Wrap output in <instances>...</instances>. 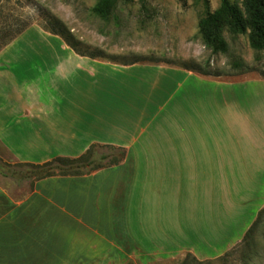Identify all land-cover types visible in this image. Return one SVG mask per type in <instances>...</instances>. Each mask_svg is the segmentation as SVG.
<instances>
[{"label": "crops", "instance_id": "obj_1", "mask_svg": "<svg viewBox=\"0 0 264 264\" xmlns=\"http://www.w3.org/2000/svg\"><path fill=\"white\" fill-rule=\"evenodd\" d=\"M12 43L0 52L3 160L78 157L93 143L127 156L19 198L0 183V264L206 260L243 239L264 207V79L135 63L118 86L26 92L10 66L27 59L4 56Z\"/></svg>", "mask_w": 264, "mask_h": 264}, {"label": "rangeland", "instance_id": "obj_2", "mask_svg": "<svg viewBox=\"0 0 264 264\" xmlns=\"http://www.w3.org/2000/svg\"><path fill=\"white\" fill-rule=\"evenodd\" d=\"M98 1L0 0V32L28 24L26 32L14 39L16 42L12 41V46L4 53L6 57L17 55L27 59L26 63L10 66L19 78L17 83L21 89L26 92L41 89L48 93L55 88H95L102 83L104 86H118L119 82L126 80L123 75L126 67L123 66H128L121 62L141 56L151 57L154 61L140 64L183 68L180 65L194 62L220 72L226 81L264 79V52L251 48L248 35H232L225 31L229 43L227 53H213L203 44L198 21L207 11L218 8L220 0L119 1L105 16L92 10ZM48 14L65 23L75 38L83 43V50H100L119 56V62L90 56L87 60L80 59L72 48L74 57L68 58L71 51L63 47L62 38L43 29V26H55L48 21ZM58 57L62 58V63H50L49 59ZM92 59L103 64H96ZM10 83L13 82H7L6 86H12ZM103 151L107 152L100 150ZM0 183L8 185L10 194L17 198L32 188L30 180L19 181L2 174ZM187 255L150 264H264V213L250 235L244 236L225 254L206 260Z\"/></svg>", "mask_w": 264, "mask_h": 264}, {"label": "trees", "instance_id": "obj_3", "mask_svg": "<svg viewBox=\"0 0 264 264\" xmlns=\"http://www.w3.org/2000/svg\"><path fill=\"white\" fill-rule=\"evenodd\" d=\"M119 1L129 2L132 0H99L92 10L97 15L105 16ZM47 19L49 22L54 23L55 26H43V29L51 34L60 36L77 54L119 62L117 60L119 56H111V54H105L100 50H97V52L83 50L85 49L82 46L83 43L75 38L64 22L52 14H48ZM198 22V33L201 40L213 53H227L229 51V43L224 36L225 31L232 35H248L251 48L264 52V0H242L241 3L232 0H220L218 8L213 11H207ZM27 27L28 24H24L16 30L12 28H9L6 32L2 30L0 32V50L22 34ZM143 61L154 60L151 57L141 56L135 58V60H126L121 63L131 65ZM180 66L202 74L222 75L220 72L212 71L208 67L200 66L194 62ZM104 149L107 152L103 151L101 153L100 150ZM126 156L127 150L122 146L93 143L78 157H55L53 160L43 163L18 162L13 165L0 157V174L14 177V179L19 181L30 180L33 185L36 181L51 176L84 175L102 168L117 166L125 160ZM262 213H264V208L259 212L258 218L246 232L245 238L250 235L259 223ZM190 255L188 254L187 257ZM128 264L135 263L129 262Z\"/></svg>", "mask_w": 264, "mask_h": 264}]
</instances>
